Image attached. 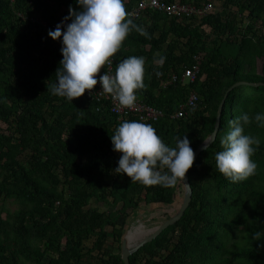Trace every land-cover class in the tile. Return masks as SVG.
Listing matches in <instances>:
<instances>
[{
    "label": "trees",
    "instance_id": "trees-1",
    "mask_svg": "<svg viewBox=\"0 0 264 264\" xmlns=\"http://www.w3.org/2000/svg\"><path fill=\"white\" fill-rule=\"evenodd\" d=\"M138 1L124 0L126 11ZM169 1L211 10L179 18L146 9L111 57L113 73L130 56L145 58L137 100L163 114L144 123L169 146L187 136L195 150L213 132L227 90L249 84L228 92L215 139L188 170L192 195L183 216L128 262L264 264V127L254 119L245 127L260 140L254 175L233 183L215 161L230 120L264 113V0H222L216 11V0ZM69 6L79 10L76 0H0V264H125L127 210L142 202L171 205L182 188L180 182L144 186L115 172L121 153L113 151L111 136L123 121H139L136 116L118 119L107 101L83 95L71 102L47 90L63 58L61 42L48 32ZM193 65L195 78L181 80ZM191 93L192 108L185 106ZM180 106L185 116L173 117Z\"/></svg>",
    "mask_w": 264,
    "mask_h": 264
},
{
    "label": "clouds",
    "instance_id": "clouds-1",
    "mask_svg": "<svg viewBox=\"0 0 264 264\" xmlns=\"http://www.w3.org/2000/svg\"><path fill=\"white\" fill-rule=\"evenodd\" d=\"M79 10L69 6V15L49 30L48 36L62 44V60L56 71L51 94L73 101L92 90L98 83L97 74L110 63V58L135 27L124 0H76ZM71 21L67 23V21ZM145 34L146 33H142ZM164 57L158 63L162 66ZM113 66V65H112ZM106 70V66H105ZM145 58L130 56L122 60L115 73L99 75L102 91L123 108H134L137 91L145 88ZM162 73L156 72L157 76ZM255 120L264 127V113L254 118L248 113L229 121V131L222 136V150L215 154L216 169L233 183L254 175L257 163L252 159L260 140L245 133ZM113 151L121 153L115 172L126 174L131 181L144 186L174 187L178 182L190 187L185 174L193 166L195 151L187 136L176 138L169 146L151 124L123 121L111 136ZM207 151L208 141H203ZM157 226V225H156Z\"/></svg>",
    "mask_w": 264,
    "mask_h": 264
},
{
    "label": "built area",
    "instance_id": "built-area-1",
    "mask_svg": "<svg viewBox=\"0 0 264 264\" xmlns=\"http://www.w3.org/2000/svg\"><path fill=\"white\" fill-rule=\"evenodd\" d=\"M152 9L159 12L167 13L171 16L175 17H189L196 16L202 17L208 11L211 10V6L209 4H201L199 6H195L192 3L182 4L178 1L171 2L169 0H139L129 11L131 19H137L140 15L146 10ZM70 23V22H67ZM112 58H110V63L106 64L105 72L113 74L112 69ZM198 70L197 65H193L191 68H185L181 75V80H190L192 81L195 78V74ZM97 85L92 90H86L84 93V98L86 100L102 102L107 101L108 107L111 113L115 114L118 119H122L128 115H134L137 117L139 121H155L159 117L162 116V112L154 107L148 106L143 102L136 100L134 108H123L121 107L117 101H115L109 94L99 93L102 91L101 85L99 83V77ZM177 75H172L171 81H176ZM167 81L166 83H168ZM196 95L193 93L190 94L185 106L192 108L195 105ZM185 106H180L179 109L173 114V117L180 118L185 116Z\"/></svg>",
    "mask_w": 264,
    "mask_h": 264
},
{
    "label": "rangeland",
    "instance_id": "rangeland-1",
    "mask_svg": "<svg viewBox=\"0 0 264 264\" xmlns=\"http://www.w3.org/2000/svg\"><path fill=\"white\" fill-rule=\"evenodd\" d=\"M222 0H216L214 2L215 7L213 10L220 8ZM158 63V62H157ZM257 72H260L261 60L257 59ZM178 191L175 195V201L171 205L166 204H150L145 205L140 203L139 208L136 210H127V216L124 219V233L122 238V245L135 244L140 238L144 237L151 228L155 227L159 223L163 222L167 216H172L178 210L183 196V188L178 187ZM92 205H98L101 209H109V207L103 203L93 202ZM13 208V207H12ZM112 210V209H109ZM115 220L119 222L122 217L117 215Z\"/></svg>",
    "mask_w": 264,
    "mask_h": 264
},
{
    "label": "water",
    "instance_id": "water-1",
    "mask_svg": "<svg viewBox=\"0 0 264 264\" xmlns=\"http://www.w3.org/2000/svg\"><path fill=\"white\" fill-rule=\"evenodd\" d=\"M240 85V84H249L246 82H237L234 84L232 87H230L225 95L223 96L219 108H218V115L216 117V122L214 125V130L213 132L204 140L208 141L209 145L213 142L215 139L216 132L218 130L219 126V121H220V113L222 111L223 104L228 96V92L235 86ZM204 144L203 142L198 145V147L194 150L195 151V158L199 155L200 152L203 151ZM189 172L185 174V180L188 184L189 181ZM181 183V182H180ZM182 188H183V196H182V201L181 204L178 208V210L175 212L174 215L170 216L168 219L164 220L163 222L159 223L157 226L151 228L149 232L142 238L139 239V241L135 244H127V245H122L121 246V259L125 264H129L128 258L129 256L133 253L136 252L140 247H142L144 244L152 241L155 237H157L164 229H166L168 226L173 225L175 222H177L184 214L185 210L188 208L189 203L191 201V195H192V190L191 187H185L183 183Z\"/></svg>",
    "mask_w": 264,
    "mask_h": 264
}]
</instances>
